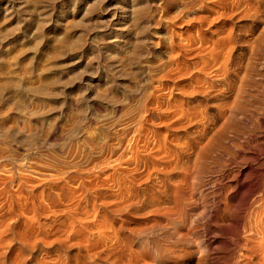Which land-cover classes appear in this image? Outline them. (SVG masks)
<instances>
[{
  "label": "bare ground",
  "instance_id": "1",
  "mask_svg": "<svg viewBox=\"0 0 264 264\" xmlns=\"http://www.w3.org/2000/svg\"><path fill=\"white\" fill-rule=\"evenodd\" d=\"M227 1L172 22L190 28L172 41L168 93L127 118V174L111 175L127 223H0V264H264V0Z\"/></svg>",
  "mask_w": 264,
  "mask_h": 264
},
{
  "label": "rangeland",
  "instance_id": "2",
  "mask_svg": "<svg viewBox=\"0 0 264 264\" xmlns=\"http://www.w3.org/2000/svg\"><path fill=\"white\" fill-rule=\"evenodd\" d=\"M200 1L0 0V223L54 235L61 223H127L113 212L122 190L111 175L127 174L129 114L158 110L172 41L189 35L172 22L212 17L220 0ZM203 194L197 213L210 204Z\"/></svg>",
  "mask_w": 264,
  "mask_h": 264
}]
</instances>
